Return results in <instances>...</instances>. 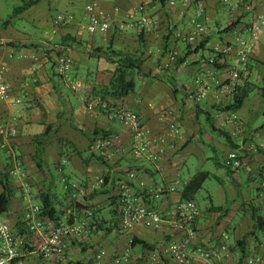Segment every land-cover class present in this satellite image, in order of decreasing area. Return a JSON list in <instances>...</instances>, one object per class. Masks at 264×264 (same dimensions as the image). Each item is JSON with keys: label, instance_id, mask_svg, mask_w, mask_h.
<instances>
[{"label": "crops", "instance_id": "0c3cea01", "mask_svg": "<svg viewBox=\"0 0 264 264\" xmlns=\"http://www.w3.org/2000/svg\"><path fill=\"white\" fill-rule=\"evenodd\" d=\"M42 1L15 17L16 20H23L27 16V22L37 32V36H33L36 32L33 35L28 33L26 27L14 29L13 19L4 23L0 22V64L6 68V80L11 87L10 99L0 102V121L14 126L16 130V135L9 138L7 147H0V172L5 174L11 169L12 165L8 157L11 150L29 174L25 182L27 188L23 189L24 192L15 188L10 180L12 203L7 212L9 219L16 222L27 204L42 205L40 191L49 195L59 216L60 210H65L72 204V196H70L72 193L67 192L66 188L72 189V185H76L77 188L86 191L87 202L95 212V217L87 222L102 225L103 229L98 236H104L111 229L115 234L121 233L123 236L120 237L121 239L130 236V241L133 237H137L155 248L163 241L170 239L169 235L172 232L166 228L155 230L144 226H136L127 233L119 231L117 220L110 207V199L116 183L119 179L126 177L128 169L139 168L148 176L147 185L149 187L177 186L176 191L172 192L169 198L158 202V206L166 211L183 199V190L195 175L207 172L202 171L201 167L205 165L206 160L212 159V156H209L210 152H221L225 164L227 155L234 149L220 134V131L231 136L233 143L237 146L245 142L256 148V151L252 152L245 162L244 167H247L250 175L246 188L241 189L243 200L238 203V207L244 202L260 199L258 197L260 190L257 183L255 184L253 171H260L264 166V122L261 120L259 124L256 123V118L260 114L264 116L262 93V88H264V24L260 26L255 36L244 34L253 52L246 77L249 94L241 109L235 112L223 110L233 101L231 97L221 95L223 93L219 91L221 84L227 82L229 77L228 66L215 67L211 62V49L214 43L220 40L223 42L233 40V32H223L231 23L239 21L240 25H243L258 17L264 22V0H260L253 14L246 15H242L241 0H227L226 3L224 0H199L198 3L206 8L207 24L210 30L221 32L218 35L212 34L215 38L207 40L205 49L198 54L188 56L186 62L178 66L170 64L168 54L163 55V35L167 28H173L172 24L175 26L174 31L185 32L186 20L183 19V14L188 13V10L194 13L197 8L191 0H188L187 9H185V0H174L176 6L171 9L168 8L171 0H162L163 2L89 0L87 5L92 3L99 5L96 8L97 14H103L115 22L106 33L99 32L95 35H90L81 28L80 22L83 18L76 17V22L71 25L57 26L54 24L52 9H57L58 6L69 9L68 5L73 3L72 0H44L43 3L46 6L39 10ZM140 5L145 7L142 17L144 16L148 22L152 23L158 17L162 22L166 20V23H161L160 26H156L155 23L147 25L146 62L143 70L145 73H150V77L136 76L135 91L116 102H121L137 113L154 138L164 139L162 144L165 153L161 159L162 171H157L148 160L134 158L127 151L129 148L127 142L121 146V149H124L123 153H114L112 162L104 164L93 149L95 129L112 135L125 134V131L120 124L110 122L105 115H98L87 109L82 94L70 89L72 83H79L91 91L94 96L99 97L97 94L99 90L109 85L116 69V64L110 60L108 55L110 50H107L112 37L113 49L140 53L138 52L141 50L140 44L134 34L136 30H139L137 23L127 19L128 14ZM160 10L162 12L153 17ZM42 12L43 16L40 18ZM164 12L170 13L172 17L170 23ZM72 13L69 14L72 15ZM162 15L164 16L161 17ZM122 21L124 24L120 29L118 24ZM72 37H75L77 41L82 40L83 45L73 44L70 39ZM155 44H160V51H155ZM31 45L38 46V48ZM95 45L102 48V51L94 52L89 49ZM180 45L184 44H172L171 50L180 48L179 51H184L183 46L181 48ZM62 50L69 54L74 62L73 69L67 75L68 81H62L57 76L55 68L57 52ZM147 64L149 68L146 70ZM198 79L208 84V91L204 98L196 102L194 96L199 89ZM174 88L178 89L181 100L175 98ZM255 92L257 94L253 96ZM196 109L199 112L198 117H196ZM237 127L243 129V132L237 137H232L231 134ZM39 152L41 154L38 158ZM192 157L198 161L197 173L185 180L183 175L185 171H190L189 160ZM217 165L222 166L218 162ZM100 177L105 178L104 184L97 182ZM235 180L237 181L236 178ZM237 183L241 184L238 181ZM28 188L32 196L25 200L23 194H26ZM2 191L0 178V193ZM20 193L22 197H16V194ZM258 208L261 214L264 203L259 204ZM199 210L200 217L197 223L199 244L217 248L223 236H227L228 245L233 250L229 258L225 259L224 264H246L245 259H241L240 250H234V243L237 244L236 237L239 234L242 233L243 237L252 229L244 231L242 221L245 218L238 212L239 208L225 215L218 226L215 225L218 219L213 217L214 207H212V213L211 208L207 210L210 215L214 212L211 220L204 216L200 207ZM107 211L110 214L109 217L106 216ZM219 215L222 216V213ZM237 216L239 221L234 222L235 226L231 228V223ZM250 220L252 221L251 218ZM108 226H114V228ZM250 238H248L249 245L251 244ZM84 241L89 243V237L85 236ZM93 244L90 243V245ZM117 247L118 253L123 251L122 245ZM130 248L129 253L136 258L148 250L141 245L134 248L130 246ZM33 258L35 259L34 255H29L24 263L40 264L38 260L34 262ZM86 258H90L88 253H86ZM68 259L67 262L71 264L74 257L69 254ZM81 263L88 264V260H82ZM95 263L98 264L94 261ZM45 264H55V262H45Z\"/></svg>", "mask_w": 264, "mask_h": 264}, {"label": "built area", "instance_id": "2783aa9c", "mask_svg": "<svg viewBox=\"0 0 264 264\" xmlns=\"http://www.w3.org/2000/svg\"><path fill=\"white\" fill-rule=\"evenodd\" d=\"M227 0H224L226 3ZM260 0H242L245 13L253 14ZM188 5V0L184 2ZM97 3H92L85 8V18L80 22L83 30L90 35L106 33L112 28L111 19L103 14H97ZM176 6V1L169 2V9ZM145 7L140 5L128 14V21L137 23L140 30L151 24L142 17ZM169 12V10H168ZM167 12V13H168ZM170 14V13H169ZM57 26L71 25L76 18L69 14H59L53 19ZM207 15L203 4L197 3V8L192 16L186 20L185 32L175 31V38L181 39L193 46L203 42L207 35ZM124 21L118 24L123 28ZM264 24L260 17L254 18L252 22L243 25L244 32L255 36L260 26ZM171 61L175 60L177 52L169 53ZM252 49L249 41L243 37V33L237 32L229 44L216 45L212 52V64L227 65L229 77L223 82L219 89L221 95H227L234 99L235 93L246 85V77L249 72ZM73 59L65 52L57 57L56 73L62 81H68V73L73 69ZM199 89L194 100L199 102L207 95L208 84L197 80ZM70 89L80 92L84 98L85 107L95 114H103L110 122L120 124L127 138L128 152L136 159H145L155 166L157 171H162L161 163L164 155V139L153 137L151 131L144 125L140 116L124 104L112 100H103L94 96L91 91L79 83H72ZM11 87L6 80V68L0 64V102L10 99ZM174 127L172 126V129ZM243 132L239 127L232 132V137H237ZM16 135L14 126L0 121V147L6 148L10 137ZM94 152L105 163L112 162L114 153H123L124 149L116 148L108 140L101 136L94 141ZM256 148L252 145L242 143L237 149L232 150L225 159V165L233 170H239L245 166L246 159ZM9 163L11 169L5 174L14 183V187L24 192L26 180L29 174L20 164L17 156L10 150ZM147 175L139 168H131L126 171V177L116 183L113 195L110 199V207L118 223V230L127 233L136 226H144L155 230L163 228L172 232L171 238L163 241L154 249H148L136 259V264H224L229 258L231 248L228 245V237L223 236L217 248L199 244L198 228L196 222L200 217V210L195 200L181 199L166 211L158 206L165 198H169L177 186L149 187ZM99 184L105 183V178L97 179ZM11 184V183H10ZM260 197L264 198V179L260 183ZM72 193V201L77 200L81 204L83 215L88 219L95 217V212L85 203L86 191L72 185L66 188ZM32 196L28 191L23 194L25 200ZM83 199L85 203L80 201ZM87 199V198H86ZM63 215V220H55L44 212L40 204H27L21 211L16 222L8 218L7 212L0 215V264H25V258L36 255L45 262L61 263L65 261L66 252L72 242L79 240L88 231L90 224L85 220L76 218V211L68 207ZM97 226H93L96 229ZM132 240V239H131ZM129 241V246L131 243ZM33 248V250H31ZM131 249V248H130ZM125 251V250H124ZM119 254L118 256H116ZM110 253L100 250L96 256L98 264H125L130 263L131 254ZM109 259V261H106ZM68 264V263H67ZM246 264H260L256 257L247 258Z\"/></svg>", "mask_w": 264, "mask_h": 264}, {"label": "rangeland", "instance_id": "374dc122", "mask_svg": "<svg viewBox=\"0 0 264 264\" xmlns=\"http://www.w3.org/2000/svg\"><path fill=\"white\" fill-rule=\"evenodd\" d=\"M26 0H0V22L4 23L7 20H12L13 21V25L12 27H15L14 29H18L20 28H25L28 33H31L32 35L36 32L34 31L33 27L30 26V24H28L27 22V16L24 17V19H15L16 16H14V11L17 7L21 6L23 4V2ZM154 1H160V0H154ZM199 0H191V3L194 5H197ZM242 1V0H241ZM44 0L42 1L39 10H42L46 5L45 3H43ZM72 4L68 5L70 6L69 9H66V7H61L58 6L57 9H52L51 14L52 16V20L57 17L59 14H69L70 12L72 13V15L76 18H85L86 14H85V8L87 6V3H89V0H72ZM99 6V5H98ZM163 10V9H162ZM162 10H160L159 12H156L153 17H155L157 14H159L160 12H162ZM164 11V10H163ZM41 12V11H39ZM165 15L167 16V20L168 23H170V19H172V17L169 15V13L164 12ZM242 15H246L248 13H245L244 10H242ZM162 14V13H161ZM70 15V14H69ZM193 13L190 12V10H188V13L185 12L183 14V19L187 20L188 17L192 16ZM41 16H43V12L42 14H40V18ZM164 15H162L161 17H163ZM18 18V17H17ZM161 18H155V20H153V22L151 24H154L156 26H160L162 25L161 23H166L165 21H160ZM207 25V29H208V33L206 36L203 37V42L204 41H209L212 38H215V35H218V33L220 34L221 31L217 32V31H211L210 28L208 27V24L206 22ZM115 26V25H114ZM173 28H169V30L165 31V34H170L174 31V25L172 24ZM138 31L136 30L134 32V34L136 35V39L138 40V35L139 33L142 31L140 30L139 26H138ZM144 32H147V28L143 29ZM211 34V36H210ZM215 34V35H212ZM246 34L245 32L243 33V37L248 40V38L245 37ZM248 35V34H247ZM33 36H37V32L35 35ZM235 36V33L233 35V37ZM147 37V35H146ZM99 38V37H98ZM207 41V42H208ZM232 41V40H231ZM231 41H218L216 43H214V45L212 46L211 52H213V49L216 45H224L226 43H230ZM206 42V43H207ZM176 43H181L184 45H180V47L182 48L183 46V50L184 51H179V49H172V51L177 52V55H175V60L178 57H182V55H185V51L187 49V43L181 39H178ZM99 46L95 45V47L91 48V50L95 51L96 48H98ZM179 47V46H178ZM160 44H155V51L158 52L160 51ZM170 55V54H168ZM170 59V58H169ZM175 60L174 61H169L170 64L175 65ZM149 68V65L147 64L145 66V69L147 70ZM139 84L141 83L140 81H137ZM257 92L253 93V96L256 95ZM257 119V124H259L261 122V120L264 122V116L262 114H260L259 117L256 118ZM245 144V142H244ZM218 146V145H217ZM219 147V146H218ZM220 148V147H219ZM211 154L209 156H212V159L210 160H206L205 161V165L201 167L202 171H207L210 174V177L206 180V182L203 184L202 189L196 194L195 196V202L198 204V206L200 207L201 211L203 212L204 216L207 217V219L211 220L212 215L214 218L218 219L219 213H222V215H224L226 212L227 213H231L235 210H237L239 207V202L243 200L242 195H241V189H245L247 186V181H248V177L250 175V171L247 169V167H242L239 170H233L228 168L225 164H224V159H223V155L221 152L219 153H213L210 152ZM195 157L190 158L189 160V167H190V171H185V174L183 175V178L185 180H187L189 177L194 176L197 171H196V165L198 164V161L194 159ZM218 163H221L222 166L217 165ZM260 171L259 170H254L253 171V175H254V181L255 184L257 183V186L260 187V183L262 182V180L264 179V176H260L259 175ZM235 178L237 179V181L239 183H241L240 185H238L237 181L235 180ZM60 187V185H59ZM60 189V188H59ZM259 189V188H258ZM260 190V189H259ZM33 193V192H32ZM16 197L21 198L22 194H16ZM260 199L255 200L254 203L257 207H259V204H263L264 203V198L258 196ZM85 200L87 201V199L85 198ZM80 201H82L83 203H85V201L83 199H81ZM89 206V203H85ZM73 209H75V213H76V218L78 220H83V221H88L89 219L87 217H85L83 215V212L81 210V204H79V201L77 200H73L71 206ZM214 207L216 209V211L213 212L212 215L209 214V212H207V210L209 208ZM65 208V207H64ZM91 208V207H90ZM92 209V208H91ZM206 212V213H205ZM238 212H240V215L242 217H244L245 219H243V229L244 231H247L248 229H252L253 228V222L250 220V211L249 208H242V210H239ZM212 213V211H211ZM261 215L264 216V209L263 211H261ZM106 216H110L109 212L107 211ZM240 216V217H241ZM215 220V219H213ZM239 221L238 216L236 217L235 221H232L231 223V228L235 226L234 222ZM107 223V222H105ZM98 226V228L93 229V226ZM252 225V226H251ZM101 223H93L90 224V227L88 229V231L86 232V234H84L79 240L72 242L71 245L69 246L67 252H66V256H65V261L61 262L62 264H69V262H67L69 259V254L74 257V260H72L71 264H76L78 261H87L88 260V264H94V261L97 262V254L100 250H106L107 252H112V253H116L117 254V249L119 245H122L123 251H121V253L123 252H130V246H129V239L130 236H127L126 238L124 237L123 239H121L123 236L121 233L118 232V234L113 233V231H109L107 234H104V236L100 237L98 236L101 232V230L103 228H101ZM108 227H112V229L114 228V226H108ZM110 230V229H109ZM230 232H232V230H229ZM103 234V233H102ZM243 235L242 233L239 234L235 239L236 241H239ZM87 236L89 237V243H87V241H84V237ZM122 236V237H121ZM121 237V238H120ZM120 238V239H119ZM121 241L120 243H118L117 241L119 240ZM94 243L93 245H90V243ZM250 242H251V249L250 252L248 253L247 258L249 257H256L260 260V264H264V235L259 234V239L256 241L254 238H250ZM234 245L236 246V243H234ZM249 245V243H248ZM249 245V246H250ZM234 246V247H235ZM117 248V249H116ZM125 250V251H124ZM137 250V249H136ZM232 250V248H231ZM86 253H88V256L90 258H86ZM119 254H117L116 256H118ZM35 261H39L40 264H45L44 261H42L41 259H39L36 255H34ZM246 258V259H247ZM136 257L131 255L130 258V263H125V264H136ZM106 261H109V259H106ZM51 263V262H50ZM57 262H55L56 264ZM36 264V263H35ZM96 264V263H95Z\"/></svg>", "mask_w": 264, "mask_h": 264}, {"label": "trees", "instance_id": "16d2710c", "mask_svg": "<svg viewBox=\"0 0 264 264\" xmlns=\"http://www.w3.org/2000/svg\"><path fill=\"white\" fill-rule=\"evenodd\" d=\"M42 0H26L23 2V4L19 7H17L14 11V16H18L31 8L34 5H37L41 2ZM163 2L162 0H160ZM167 13V12H166ZM244 25V24H243ZM243 25H240L239 21L231 23L226 29H224L223 32H233L237 33L238 31L241 33H244ZM166 30H169L167 28ZM72 40L73 44H82L83 41H77L75 37L70 38ZM164 39V45H163V55H167L171 52V45L177 42V39L175 38V33L172 32L170 34H165L163 35ZM138 43L140 44L141 50L139 54L136 53H130L126 51H121V50H116L113 49V37L110 40V45L107 48V50H110L108 52L110 60L116 64V69L113 74V78L111 79L110 83L108 86H105L99 90L97 93L99 97L103 100H112V101H117V100H122L123 98L127 97L131 93H133L136 89V76H143L145 78L150 77V73H145L143 68L144 64L146 62V32L142 30L139 35H138ZM207 41L201 42L199 45H191L187 43V52L185 53L184 56L178 57L175 60V65L178 66L186 62L188 56L192 54H198L201 50L206 48V43ZM185 44V43H184ZM229 44V43H226ZM222 45V44H220ZM32 47L38 48V46L31 45ZM93 47H89L91 49ZM102 48L98 47L95 49L94 52H101ZM65 51H59L57 52V57L62 55ZM94 54V53H92ZM56 57V60H57ZM56 60H55V65H56ZM215 67L217 68H224L227 67V65H219L214 64ZM219 66V67H218ZM175 98L177 100H181L179 96V91L177 88L173 89ZM262 93H263V100H264V88H262ZM249 94V90L247 89L246 85L239 90L236 91L234 99L232 103L228 106H226L223 110L224 111H237L241 109L243 106L244 100L247 98ZM121 103V102H120ZM199 112L196 109V117H198ZM209 119V117H208ZM213 127V125H212ZM214 128V127H213ZM220 134H222L228 144L233 148L237 149L238 146L235 145L232 141L231 136H229L226 132L220 131ZM93 141H95L96 137L101 136L103 139H108L116 148L121 147L127 142V138L124 133H118L115 135L109 134L103 130L100 129H95L93 133ZM38 153L37 157L39 158ZM104 164H106L104 162ZM40 165V163H39ZM260 176H264V166L261 168ZM210 177L208 172H200L197 175H195L191 181L186 185V187L183 190V199L185 200H194L196 194L202 189L203 184L206 182V180ZM0 178H1V185L3 187L2 193H0V215L5 214L8 212V209L12 203L11 200V189H10V180L9 177L6 174H3L0 172ZM108 179L106 178V181ZM40 200L42 202V207L44 209V212L52 217L53 219L57 220H62V217L64 215V210H60L59 213L60 215L58 216V210L55 208V206L52 205L49 195L43 191H40ZM92 208V206H89ZM242 208H249L250 211V218L252 219L253 222V228L252 231L246 233L239 241H237L236 246L234 247V250L239 249L241 252V259H245V262L247 261V256L248 253L250 252L249 250V245H248V238L252 237L256 241L259 239V234L264 235V216L260 214L259 208L255 205L254 200L249 201V202H244L242 203V206L239 207V210H242ZM212 211V208H211ZM216 211V209H215ZM228 213L226 212L224 215H222L218 220H216L215 225L218 226L220 224V220L225 217ZM198 220L196 222V227H197ZM111 231V229L109 230ZM221 243V242H220ZM141 245L144 249H154L149 243L146 241H143L141 239H138L137 237H133L130 243V246L132 248ZM33 250V248H31ZM233 250V248H232ZM26 259V258H25ZM77 264H83L81 262H78Z\"/></svg>", "mask_w": 264, "mask_h": 264}]
</instances>
